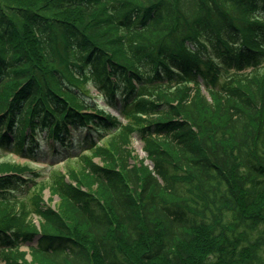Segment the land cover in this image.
I'll use <instances>...</instances> for the list:
<instances>
[{"label": "trees", "instance_id": "16d2710c", "mask_svg": "<svg viewBox=\"0 0 264 264\" xmlns=\"http://www.w3.org/2000/svg\"><path fill=\"white\" fill-rule=\"evenodd\" d=\"M40 139L90 152L0 158V262L264 264V0H0V157Z\"/></svg>", "mask_w": 264, "mask_h": 264}, {"label": "rangeland", "instance_id": "374dc122", "mask_svg": "<svg viewBox=\"0 0 264 264\" xmlns=\"http://www.w3.org/2000/svg\"><path fill=\"white\" fill-rule=\"evenodd\" d=\"M92 91H93L94 95H96V93L98 92L97 89H94V88H92ZM96 98L98 99L99 104H102V105L104 104L103 100L101 98H98L97 96H96ZM110 111H112L113 113H115L117 115H120V112L118 110H114V109L110 108ZM132 147L134 149V153L136 155H138L139 157H143L146 155L145 151L143 150V141L140 138L134 137V139L132 141ZM55 156L56 155L44 156L43 161L34 163V166L36 168L40 169L42 173H46L49 169V166H47L46 161L54 160V158H56ZM12 157H14V159L19 160V161H27L28 160V159L21 157L19 155H16V154L12 155ZM93 160L96 162H99V163L102 162V160L99 157H94ZM77 161L78 160L75 157H72L67 161H64V162H63V160L60 161L56 167H59V168H62L63 166L64 167H75L74 169H76L77 167H79V164ZM148 162H150V160H148ZM80 167H81V165H80ZM76 172H78V171L76 170ZM28 174H30V173H28ZM29 176H32V175H29ZM38 192L41 193L42 202L44 201L45 203H49V202L57 203L58 196L56 194H54L52 191H50V189L48 187H46L42 191H38ZM40 219L43 220L41 215L36 214L34 217V220L36 221V223H39L38 224L39 228L41 227V221H39ZM203 237H204V233L200 232V233H198V239L197 240H195L194 242H190V243L183 242L182 246H184L186 249H188L190 251L196 252L199 248L198 245L203 240ZM33 246H34V244H25L22 246V249L27 252L26 259L28 261L34 262V260H33L34 258H33V254H32L33 253V248H32Z\"/></svg>", "mask_w": 264, "mask_h": 264}]
</instances>
